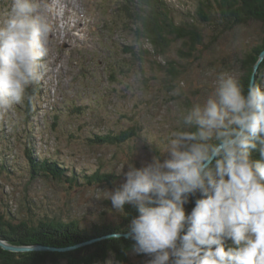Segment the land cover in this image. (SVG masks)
<instances>
[{"label":"rangeland","instance_id":"obj_1","mask_svg":"<svg viewBox=\"0 0 264 264\" xmlns=\"http://www.w3.org/2000/svg\"><path fill=\"white\" fill-rule=\"evenodd\" d=\"M165 1L176 24L195 25L202 33L203 44L195 52L188 42L170 36L164 52L154 54L134 35L121 10L124 0H61L63 16L52 17L34 115L24 113L25 99L0 119V167L5 170H0V215L16 223L75 220L87 230L116 222L121 211L113 209L108 191L125 182L128 166L145 167L154 156L169 158L163 151L171 133L182 127L184 110L206 101L219 73L239 78V61L260 44L264 27L251 22L228 29L216 10L213 22L204 24L195 15L199 0ZM10 3L0 0V15ZM176 88L180 95L172 94ZM128 128H135L137 136L121 146L90 142L95 135ZM28 148L33 158L56 161L76 177L99 171L117 179L111 186L84 184L72 190L64 182L31 180ZM150 259L132 254L126 264ZM111 262L120 264L113 256L102 264Z\"/></svg>","mask_w":264,"mask_h":264},{"label":"clouds","instance_id":"obj_2","mask_svg":"<svg viewBox=\"0 0 264 264\" xmlns=\"http://www.w3.org/2000/svg\"><path fill=\"white\" fill-rule=\"evenodd\" d=\"M63 10L61 0H11L0 15V119L30 100L52 17ZM181 121L163 151L169 158L129 165L125 182L108 191L113 209L137 208L127 233L133 251L151 257L148 264H264V86L249 83L245 92L235 75L221 72L214 92ZM253 150L260 159L250 158Z\"/></svg>","mask_w":264,"mask_h":264},{"label":"trees","instance_id":"obj_3","mask_svg":"<svg viewBox=\"0 0 264 264\" xmlns=\"http://www.w3.org/2000/svg\"><path fill=\"white\" fill-rule=\"evenodd\" d=\"M214 8L209 0H199L195 15L204 24L213 22L211 11L219 17L221 25L228 29L245 26L251 22L259 23L264 27V0H212ZM122 12L134 25L133 31L137 38L146 41L153 49V53H162L168 47V38L173 41H185L189 43L191 52L196 51V46L203 44L202 33L195 25L176 24L171 10L165 0H124ZM264 52V36L259 45L254 46L246 52L240 63L239 81L247 91V86L254 76V84L264 86V59L254 73V67ZM192 55H188L190 57ZM29 99L25 101L24 113L27 118L33 116L34 98L39 92L37 84L28 89ZM31 93V94H30ZM57 119V116H54ZM28 122V121H26ZM27 132V131H26ZM137 136L135 128H128L117 134L108 133L95 135L90 142L95 145L121 146L128 143ZM33 150L26 149L25 157L29 164L30 179L45 178L57 183H67L71 190L76 185L92 186L95 184L113 185L116 176L99 171L87 175L77 176L75 172L58 162L49 159H35ZM252 160L260 159L258 150L251 153ZM0 170L5 171L3 166ZM67 172L70 175H67ZM83 181V182H79ZM199 197L190 196L189 202L185 204L186 214L194 207L195 199ZM138 215L137 208L131 204L124 206L123 212L119 214L116 222L94 225L89 230L81 228L75 221L40 220L37 222L20 220L17 223L7 218L10 215H0V240L9 245L17 247L46 246L55 248H68L83 244L92 240L100 239L86 246L65 252H21L13 253L0 248V264H102L110 256L120 264L129 262L132 254L139 259L147 257L146 254H137L133 251V244L129 238L124 237L130 231V221ZM7 216V217H6ZM119 232V239H114L113 234ZM228 244L231 242L228 241Z\"/></svg>","mask_w":264,"mask_h":264},{"label":"water","instance_id":"obj_4","mask_svg":"<svg viewBox=\"0 0 264 264\" xmlns=\"http://www.w3.org/2000/svg\"><path fill=\"white\" fill-rule=\"evenodd\" d=\"M264 59V52L260 55L259 61L257 62L256 66L254 67V73L256 72L259 63ZM254 76L252 77L251 83H254ZM121 236V235H120ZM124 237L128 238L127 234L124 235ZM100 239L92 240L89 242H85L83 244H79L75 247H68V248H55V247H45V246H31V247H17L7 244L6 242L0 240V248L9 251V252H58V253H65L83 246H86L88 244H91L93 242H96Z\"/></svg>","mask_w":264,"mask_h":264}]
</instances>
